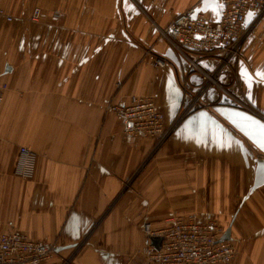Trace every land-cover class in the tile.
Listing matches in <instances>:
<instances>
[{
    "label": "crops",
    "instance_id": "obj_1",
    "mask_svg": "<svg viewBox=\"0 0 264 264\" xmlns=\"http://www.w3.org/2000/svg\"><path fill=\"white\" fill-rule=\"evenodd\" d=\"M202 2L0 0V231L53 245L41 264H137L152 245L145 221L191 213L229 231L232 264H264V14L220 78L228 94L211 88L183 114L187 65L159 28ZM131 95L151 97L171 128L149 158L155 141L106 109ZM21 145L37 155L31 179L13 174Z\"/></svg>",
    "mask_w": 264,
    "mask_h": 264
},
{
    "label": "built area",
    "instance_id": "obj_2",
    "mask_svg": "<svg viewBox=\"0 0 264 264\" xmlns=\"http://www.w3.org/2000/svg\"><path fill=\"white\" fill-rule=\"evenodd\" d=\"M215 4L218 6L215 18L209 17L200 5H193L173 17L167 26L159 28V37L167 41L177 58L187 65L180 102L183 114L198 108L211 88L228 94L220 78L240 55L252 25L264 14V0H218ZM247 14H250L248 20ZM0 16L11 20L1 3ZM40 17L41 9L34 7L29 20L37 22ZM151 62L160 68L168 63L167 59L155 55H151ZM191 76L195 82L190 81ZM7 88V83L0 81V105ZM106 109L122 120L123 131L130 136L150 138L159 145L171 131L164 124L163 113L149 96L131 95L126 102L110 101ZM36 156L31 148L19 146L13 174L31 179ZM143 231L148 241L152 236H161L162 240L159 249L152 245L144 247L137 254V264H232L234 245L222 238L223 230L214 219L202 220L194 213L172 215L157 229L145 221ZM53 252V245L35 241L22 231H0V264H41Z\"/></svg>",
    "mask_w": 264,
    "mask_h": 264
},
{
    "label": "water",
    "instance_id": "obj_3",
    "mask_svg": "<svg viewBox=\"0 0 264 264\" xmlns=\"http://www.w3.org/2000/svg\"><path fill=\"white\" fill-rule=\"evenodd\" d=\"M214 2L213 0H203L202 2V10H204L208 4ZM250 17V14H247L246 16V20H248V18ZM174 60L177 61V59L173 56ZM228 233L229 231L227 230L224 234V236L222 237L223 239H227L228 238ZM151 240V244L155 249H159L160 248V244H161V240L162 237L161 236H152L150 237Z\"/></svg>",
    "mask_w": 264,
    "mask_h": 264
},
{
    "label": "rangeland",
    "instance_id": "obj_4",
    "mask_svg": "<svg viewBox=\"0 0 264 264\" xmlns=\"http://www.w3.org/2000/svg\"><path fill=\"white\" fill-rule=\"evenodd\" d=\"M240 51H241V50H240ZM234 60H235V59H234ZM231 63H232V62H231ZM229 70H230V67L227 68V73H228ZM221 84H222L224 90H225L226 92H228V91L226 90L225 85H223V83H221ZM215 90L217 91L216 93H218V94L220 93V91H219L218 89H215ZM220 94H221V93H220ZM168 136H169V135H168ZM168 136H167V137H168ZM167 137H166V138H167ZM166 138H165V139H166ZM165 139H164V140H165ZM162 143H163V142H161L159 145H161ZM159 145H157V143L154 142V145H153L154 147H153L152 151L150 152L148 158H149L150 156H152V153L156 151V149H157V147H159ZM146 161H147V159L145 160V162H146ZM140 167H141V166H140ZM134 175H136V174L134 173Z\"/></svg>",
    "mask_w": 264,
    "mask_h": 264
},
{
    "label": "snow or ice",
    "instance_id": "obj_5",
    "mask_svg": "<svg viewBox=\"0 0 264 264\" xmlns=\"http://www.w3.org/2000/svg\"><path fill=\"white\" fill-rule=\"evenodd\" d=\"M214 2L218 3V0H214ZM261 75H264V73H262Z\"/></svg>",
    "mask_w": 264,
    "mask_h": 264
}]
</instances>
